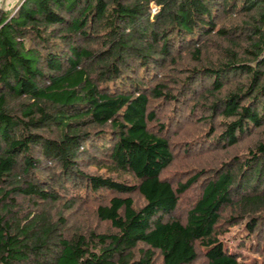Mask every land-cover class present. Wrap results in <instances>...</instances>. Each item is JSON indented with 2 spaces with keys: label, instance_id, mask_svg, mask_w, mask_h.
Listing matches in <instances>:
<instances>
[{
  "label": "trees",
  "instance_id": "16d2710c",
  "mask_svg": "<svg viewBox=\"0 0 264 264\" xmlns=\"http://www.w3.org/2000/svg\"><path fill=\"white\" fill-rule=\"evenodd\" d=\"M240 225L264 264V0L0 10V264H257L202 249Z\"/></svg>",
  "mask_w": 264,
  "mask_h": 264
},
{
  "label": "rangeland",
  "instance_id": "374dc122",
  "mask_svg": "<svg viewBox=\"0 0 264 264\" xmlns=\"http://www.w3.org/2000/svg\"><path fill=\"white\" fill-rule=\"evenodd\" d=\"M156 12L157 8L154 5H151V15H154ZM219 243H222L224 249L228 250L231 254L242 256L247 263L256 262L257 264H262L263 262V257L250 251L253 241L250 239L242 225L230 228L225 235L218 237L216 241L202 245V249L205 253L209 252Z\"/></svg>",
  "mask_w": 264,
  "mask_h": 264
},
{
  "label": "clouds",
  "instance_id": "9594fccd",
  "mask_svg": "<svg viewBox=\"0 0 264 264\" xmlns=\"http://www.w3.org/2000/svg\"><path fill=\"white\" fill-rule=\"evenodd\" d=\"M9 7L16 5L17 3H22V0H8Z\"/></svg>",
  "mask_w": 264,
  "mask_h": 264
},
{
  "label": "built area",
  "instance_id": "2783aa9c",
  "mask_svg": "<svg viewBox=\"0 0 264 264\" xmlns=\"http://www.w3.org/2000/svg\"><path fill=\"white\" fill-rule=\"evenodd\" d=\"M6 7L4 0H0V10ZM155 12V11H154Z\"/></svg>",
  "mask_w": 264,
  "mask_h": 264
},
{
  "label": "crops",
  "instance_id": "0c3cea01",
  "mask_svg": "<svg viewBox=\"0 0 264 264\" xmlns=\"http://www.w3.org/2000/svg\"><path fill=\"white\" fill-rule=\"evenodd\" d=\"M6 5H9L8 0H5Z\"/></svg>",
  "mask_w": 264,
  "mask_h": 264
}]
</instances>
